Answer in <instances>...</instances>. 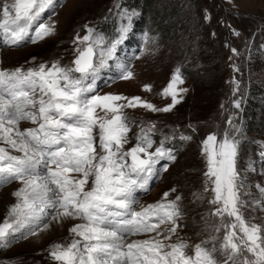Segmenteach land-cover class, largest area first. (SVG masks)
I'll use <instances>...</instances> for the list:
<instances>
[{
  "label": "snow or ice",
  "instance_id": "obj_1",
  "mask_svg": "<svg viewBox=\"0 0 264 264\" xmlns=\"http://www.w3.org/2000/svg\"><path fill=\"white\" fill-rule=\"evenodd\" d=\"M54 6L55 0H0L3 42L18 46L51 35L55 26L42 22L41 17ZM125 16L131 20V15ZM128 30L125 26L122 33ZM76 42L86 47L77 49L71 66L53 61L50 66L0 69V184L16 181L21 185L13 193L16 203L0 222V247L30 225L39 227L38 222L51 209L53 220L83 221L69 229V244L50 247L49 255L58 264H220L214 255L216 244L211 249L205 247L207 242L196 244L189 254L183 241L166 243L178 228L179 196L169 200V193H164L161 201L134 209V192L145 187L160 159L174 160L175 156L163 142L150 151L154 124L141 128L137 143L125 150L130 127L123 110L171 111L180 102L178 93L186 91L176 88L183 83L179 69L161 93L172 100L163 108L140 97L97 95L95 76L114 59L120 41L103 47V38L87 29ZM132 77L131 70L120 67L118 78ZM144 90L151 88L145 85ZM98 110L105 116H99ZM21 121H30L35 127L21 129ZM201 154L207 168L204 175L211 185L209 189L206 184L205 191L213 194L211 215L220 218L214 230H223L219 241L223 264H264V225L250 222L241 211L244 201L236 168L237 142L227 134L222 139L209 134L202 141ZM260 191L264 194V188ZM165 224L171 225L167 235L159 231ZM47 227L43 225V229ZM149 233L155 235L125 242L127 236ZM30 234L37 233L30 229Z\"/></svg>",
  "mask_w": 264,
  "mask_h": 264
},
{
  "label": "rangeland",
  "instance_id": "obj_2",
  "mask_svg": "<svg viewBox=\"0 0 264 264\" xmlns=\"http://www.w3.org/2000/svg\"><path fill=\"white\" fill-rule=\"evenodd\" d=\"M125 13L131 15L130 21ZM41 21L54 25L55 30L36 43L26 40L8 46L0 37V52L13 54L12 66L4 67L7 61L2 57L0 69L50 66L53 61L71 66L77 49L86 47L76 37L86 35L87 29L103 38V47L120 41L114 59L95 76L94 94L140 97L163 108L172 100L161 93L179 69L183 83L176 88L186 91L178 93L180 102L171 111L123 110L130 127L125 150L137 143L141 128L154 124L150 151L163 142L175 156L174 160L160 159L145 187L134 192V209L161 201L164 193H169V200L179 196L178 228L166 243L183 241L189 254L196 244L207 242L209 249L216 244L214 255L223 264L219 251L223 230H214L220 218L211 215L213 194L205 191L206 184L209 189L211 185L204 175L207 168L201 144L209 134L218 139L227 134L237 142L236 168L244 201L241 211L250 222L264 225V194L260 191L264 188V0H55ZM125 26L129 30L122 33ZM95 58L98 61L99 49ZM121 66L131 70L133 77L118 78ZM145 85L151 90H144ZM98 115L104 117L105 113L98 110ZM29 127L35 125L20 122L21 129ZM95 134L98 143V129ZM19 187L16 181L0 184V222L16 203L13 193ZM48 211L39 227L30 225L0 247V264H58L49 255L50 247L69 244V229L83 221L71 219L60 228L52 218L55 212ZM170 227L161 225L159 231L167 235ZM30 229L37 234H30ZM152 235L155 233L127 236L125 242Z\"/></svg>",
  "mask_w": 264,
  "mask_h": 264
},
{
  "label": "bare ground",
  "instance_id": "obj_3",
  "mask_svg": "<svg viewBox=\"0 0 264 264\" xmlns=\"http://www.w3.org/2000/svg\"><path fill=\"white\" fill-rule=\"evenodd\" d=\"M13 55V54H12ZM10 53H4V52H0V59H2V57L7 61L5 64H4V67H9L10 68V66H12L11 64H10V62L12 61V56ZM1 62V61H0ZM1 65V64H0ZM2 67V66H1ZM3 68V67H2ZM71 221V219L69 218V219H62V220H60V221H57V222H59L58 224V226L60 227V228H63V227H65L67 224H69V222ZM55 227H56V224H55Z\"/></svg>",
  "mask_w": 264,
  "mask_h": 264
}]
</instances>
